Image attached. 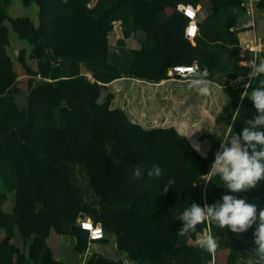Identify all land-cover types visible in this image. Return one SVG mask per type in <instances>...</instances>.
Masks as SVG:
<instances>
[{
	"label": "trees",
	"instance_id": "trees-1",
	"mask_svg": "<svg viewBox=\"0 0 264 264\" xmlns=\"http://www.w3.org/2000/svg\"><path fill=\"white\" fill-rule=\"evenodd\" d=\"M180 4L200 5L203 40L195 47L184 37L187 18ZM257 10H264V0ZM245 21L240 0H0V229L14 240L0 243V264H42L52 231L85 244L88 234L75 224L80 214L102 226L103 238L91 242L112 234L120 253L135 264L258 259L256 225L246 231L248 242L214 223L177 234L185 207L219 201L224 183L207 173L189 178L193 164L178 147L185 136L175 125L134 120L122 88L128 84L114 83L155 86L170 78L171 66L196 62L210 78H223L226 136L239 135L257 112L245 94L258 81L247 89L229 82L248 70L241 62L252 56L238 47ZM111 31L118 34L114 44ZM17 65L30 76L24 90L17 86ZM222 138L199 139L202 149L210 141L202 151L206 159ZM154 165L162 169L159 178L147 175ZM136 167L143 171L140 179ZM227 194L264 206V180L255 189ZM208 231L218 241L214 253L197 244ZM95 264L119 263L99 256Z\"/></svg>",
	"mask_w": 264,
	"mask_h": 264
},
{
	"label": "clouds",
	"instance_id": "clouds-1",
	"mask_svg": "<svg viewBox=\"0 0 264 264\" xmlns=\"http://www.w3.org/2000/svg\"><path fill=\"white\" fill-rule=\"evenodd\" d=\"M118 24L120 25V22ZM248 68L250 71L247 73V78L250 83L246 84L245 88L250 87L253 80H257L258 83L245 96L253 102L258 114L253 119L246 120V126L241 134L234 133L222 139L214 162L206 174L209 177H220L226 188L225 194L219 201L211 205L205 204L201 207L192 203L190 206H186L178 218L184 223L177 234L185 236L190 231H196L197 226L203 223H214L221 229H230L233 234L244 233L256 225L253 240L258 259L251 261L250 264H264V209L259 210L257 215L255 204L247 203L243 198L227 194L228 192L241 193L255 189L258 182L264 180V131L258 130L264 128V79H258L264 77V59L250 60ZM207 76V68L201 71L194 66L190 73L189 87L197 89L201 96L210 95L211 82ZM195 131L197 130L194 128L187 139L191 140ZM192 148L206 156V153L201 152L199 143L193 142ZM142 174L143 171L136 167L134 176L140 179ZM161 174L162 169L159 166L154 165L151 170H147L149 177L159 178ZM172 183L174 181L170 179L169 184ZM168 190L169 187L166 186L164 192ZM197 244L209 253H214L219 246L211 231L203 234Z\"/></svg>",
	"mask_w": 264,
	"mask_h": 264
},
{
	"label": "rangeland",
	"instance_id": "rangeland-1",
	"mask_svg": "<svg viewBox=\"0 0 264 264\" xmlns=\"http://www.w3.org/2000/svg\"><path fill=\"white\" fill-rule=\"evenodd\" d=\"M261 11L264 10H256L254 18L256 25H258V17L259 20L260 16L263 17V12L258 15ZM199 19L201 21V16ZM145 22H147L146 18L142 20L143 25H145ZM114 35V32L110 35V41L113 44L115 42ZM136 35L141 36L142 33L137 32ZM122 83L129 85L132 82H125L124 80ZM136 83L138 82L133 83L135 90L126 94L130 95L126 106L134 113L135 117L133 119L151 126L160 124L175 125L185 136L178 147L188 155L190 163L193 164L194 175L197 176L200 173L207 172L208 164L205 161V156L195 151L192 148V143L196 142L201 146L202 143L199 139L207 136L209 132L220 135L223 130L224 122L221 118V106L223 105L222 96L224 97V95H222L219 86L213 85L211 101L209 102L208 95L206 104V96H201L199 93L197 95L193 94L191 90H188L189 84L187 85L176 79L162 80L157 86L139 87ZM188 99H190L189 103H187ZM120 100L124 101V99ZM139 112L144 113L143 116H140ZM194 128L197 131L193 134L192 139H187ZM202 151L204 152L201 148ZM27 184L31 189V181H28Z\"/></svg>",
	"mask_w": 264,
	"mask_h": 264
},
{
	"label": "crops",
	"instance_id": "crops-1",
	"mask_svg": "<svg viewBox=\"0 0 264 264\" xmlns=\"http://www.w3.org/2000/svg\"><path fill=\"white\" fill-rule=\"evenodd\" d=\"M196 7L198 8V13H199L200 5H197ZM167 11L169 12V10H167ZM260 13H262L263 17L260 16V20H259V17H258V25H256V23L254 21V30L253 31H251V30H248V31L247 30H243V31L238 33L239 44L242 43L243 41L250 40L252 38L253 34H255L259 38V40L264 42V11L259 12L258 15ZM199 23H200V19H199V16H198V25H199ZM184 28H185V26H184ZM257 28H258V30H257ZM144 31L146 32L145 29H144ZM183 32H184V30H183ZM115 35H116V37L118 36V34H115ZM115 35H114V38H115ZM187 40L189 41V43L193 47H195L197 45L198 41L203 40V38H202L200 32L198 31V34L195 36V38L187 39ZM128 42L133 47L137 46V42H135L133 40H128ZM111 44H113V43H111ZM238 47H239V51L241 53H245L246 52V51H243L242 48H240V46H238ZM263 50H264V48H263ZM193 64H196V62H194ZM182 65H185V64H182ZM241 65H246V61L241 62ZM17 72H18L17 86L20 89L24 90L27 87L28 78H30V76L26 75V73H24V70L18 65H17ZM190 78H191L190 76H187V77H176V78H174V80L176 79V80H178L180 82H184L185 84L188 85ZM207 79L211 82V92H210V95H209V102H210L211 101V93L213 92L212 91L213 85H217L220 88V84L223 83V78L221 80L215 79V78H210L209 74H208ZM120 82H123V80H117L114 83L115 84H119ZM133 83L134 82H132L129 85H123L122 88H125V90L128 93L132 92L133 90H135V86H133ZM138 83H136V84L139 85V87H140V85H141L140 81H138ZM159 84L160 83H156L155 85L157 86ZM188 90H191L192 93L195 94V95L198 94V91L195 88L188 87ZM18 100L21 103H23L24 102L23 96H20L18 98ZM207 100L208 99H207V96H206V100H205L206 104H207ZM189 102H190V99L187 100V103H189ZM129 112H130L132 118H134L135 117L134 113L131 110H129ZM145 112H147V111H145ZM143 114L144 113H140L139 112L140 116H143ZM257 114L258 113L256 112L255 116ZM224 125H225V123L223 124V128H222L223 130L221 131V133L223 134V138L222 139H224L226 137V133H227V128L225 129ZM212 133L213 132H209L208 134L210 135ZM213 142H215V140H213ZM209 148H210V141H207L204 144L203 150H205L207 152L209 150ZM215 154L209 159L205 158V161L208 164L207 171L210 170V166L214 162ZM206 173H208V172H205V174ZM188 177L191 178V179H194L196 176L194 175V172L190 171L188 173ZM253 204H255L256 207H257V215H258L259 210L264 209V206H262V205H260L258 203H253ZM82 215H84V214H80L77 217L76 221H75V224L77 226H79L78 225V219H81V218L85 217V215H84V217H82ZM238 235H241L243 238H245L247 242L250 239V237H249L250 235L247 232H244V233H241V234H238ZM199 237H202V235H200ZM13 242H14L13 238H11L10 236H7L5 234V231L3 229H0V243L1 244H11ZM47 244H48V250L45 253V255L43 256V258H42V264H56L57 262L58 263L59 262H64V264H95L96 261H97V258L99 256H103L104 258H107L109 260H114L115 262H117L119 264H135L134 262L128 260L125 257L124 254L120 253L118 244L116 242V238L112 234L111 235L110 234L106 235V239L103 242H100V241L91 242V240L88 239V241H86L85 244H83V245L81 244L80 245L79 244V240L77 238H75L74 236L59 234V233H56V232L52 231L49 234L48 238H47ZM77 245H80L82 248L81 247L77 248ZM248 250L249 251H253V248L251 247ZM225 253H226L225 251L220 253V258L223 259L224 256H225ZM167 264H172V263H171V261H168Z\"/></svg>",
	"mask_w": 264,
	"mask_h": 264
},
{
	"label": "built area",
	"instance_id": "built-area-1",
	"mask_svg": "<svg viewBox=\"0 0 264 264\" xmlns=\"http://www.w3.org/2000/svg\"><path fill=\"white\" fill-rule=\"evenodd\" d=\"M259 0H240V6L244 10V14L246 16V21L242 24L243 30H254V18L256 15L257 3ZM178 9L182 12V14L187 18V22L184 28V36L187 39H193L198 34L199 25H198V8L191 4H180ZM117 28L119 24H115ZM240 48L243 51L252 52V56L246 60V66L248 67L249 61L252 59L260 58V53L264 48V42L259 40V38L253 34L252 38L248 41H243L239 44ZM197 67L196 64L190 65H173L169 68L168 74L171 79L176 77H187L190 76L191 70L193 67ZM250 71L248 68L244 73L232 78L229 82L234 86H241L244 89L245 85L249 83L247 78V73ZM78 225L81 229L87 232L89 240H98L103 238L104 233L100 223H94L89 218H81L78 219Z\"/></svg>",
	"mask_w": 264,
	"mask_h": 264
},
{
	"label": "water",
	"instance_id": "water-1",
	"mask_svg": "<svg viewBox=\"0 0 264 264\" xmlns=\"http://www.w3.org/2000/svg\"><path fill=\"white\" fill-rule=\"evenodd\" d=\"M82 217H84V215H82Z\"/></svg>",
	"mask_w": 264,
	"mask_h": 264
}]
</instances>
